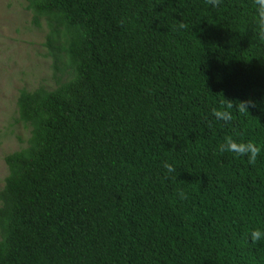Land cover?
<instances>
[{
    "label": "trees",
    "instance_id": "16d2710c",
    "mask_svg": "<svg viewBox=\"0 0 264 264\" xmlns=\"http://www.w3.org/2000/svg\"><path fill=\"white\" fill-rule=\"evenodd\" d=\"M24 1L54 85L18 92L30 137L4 157L0 264H264L248 238L264 232L253 0ZM229 136L255 161L220 153Z\"/></svg>",
    "mask_w": 264,
    "mask_h": 264
},
{
    "label": "rangeland",
    "instance_id": "374dc122",
    "mask_svg": "<svg viewBox=\"0 0 264 264\" xmlns=\"http://www.w3.org/2000/svg\"><path fill=\"white\" fill-rule=\"evenodd\" d=\"M31 19L24 0H0V190L7 176L4 157L25 148L30 137L18 122V92L54 85L42 47L46 27H32Z\"/></svg>",
    "mask_w": 264,
    "mask_h": 264
},
{
    "label": "clouds",
    "instance_id": "9594fccd",
    "mask_svg": "<svg viewBox=\"0 0 264 264\" xmlns=\"http://www.w3.org/2000/svg\"><path fill=\"white\" fill-rule=\"evenodd\" d=\"M255 8V16L258 19L261 28L264 29V0H253ZM211 7H218L221 0H208ZM183 27V24H180ZM254 106L253 102L250 100L236 102L235 104L229 103L222 110H213L212 115L217 121H222L224 123H229L233 120V110L236 112H248L249 108ZM217 149L220 153H232L238 157H245L249 162L255 161L257 158L260 148L255 142L237 140L229 136L224 139L222 143L217 145ZM163 169L165 170L164 175L167 178L169 174L175 172L174 167L169 163L163 164ZM248 238L251 242L255 243L264 238V232L259 228L252 229Z\"/></svg>",
    "mask_w": 264,
    "mask_h": 264
}]
</instances>
